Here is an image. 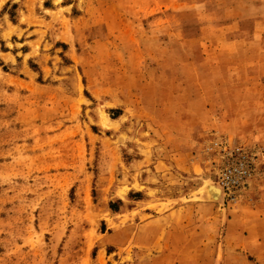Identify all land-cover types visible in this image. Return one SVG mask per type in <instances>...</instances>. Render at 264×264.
<instances>
[{
  "label": "rangeland",
  "instance_id": "rangeland-1",
  "mask_svg": "<svg viewBox=\"0 0 264 264\" xmlns=\"http://www.w3.org/2000/svg\"><path fill=\"white\" fill-rule=\"evenodd\" d=\"M0 264H264V0H0Z\"/></svg>",
  "mask_w": 264,
  "mask_h": 264
},
{
  "label": "crops",
  "instance_id": "crops-1",
  "mask_svg": "<svg viewBox=\"0 0 264 264\" xmlns=\"http://www.w3.org/2000/svg\"><path fill=\"white\" fill-rule=\"evenodd\" d=\"M259 8H262V7H259ZM149 162H152V166L153 167H145V166H147L148 164H150ZM136 165L138 166V167H142V166H144V168H142L143 169V172H145V173H147L148 175H147V178H146V182H148V179H150V178H155L156 180H157V178L159 179H161V178H163V176L160 174V173H157V171H158V169L161 167V166H165V168L168 166V164H170L171 166H172V162H170V163H168V160H162V159H157V160H152V158L148 161L147 159H145L144 157H143V159H137L136 160ZM168 172H170V171H168ZM159 183H160V180H159ZM145 187V189L147 190V189H152V187H147V185L146 186H144ZM161 195H163V194H161ZM160 195V196H161ZM148 199V197H145V199H144V206H146V202L148 201L147 200ZM163 199V198H162ZM153 200V199H152ZM171 217H172V212H170V213H168V212H166V215H164L163 217H161L160 218V220H170L171 219ZM163 228L166 230L168 227L167 226H163Z\"/></svg>",
  "mask_w": 264,
  "mask_h": 264
},
{
  "label": "bare ground",
  "instance_id": "bare-ground-1",
  "mask_svg": "<svg viewBox=\"0 0 264 264\" xmlns=\"http://www.w3.org/2000/svg\"><path fill=\"white\" fill-rule=\"evenodd\" d=\"M121 137H122V134H121ZM220 186L221 185H218V184L213 183V182H211V184H209V185L207 184V186L204 187L203 196L205 198L207 197L208 199L222 200L223 191H222V188Z\"/></svg>",
  "mask_w": 264,
  "mask_h": 264
},
{
  "label": "built area",
  "instance_id": "built-area-1",
  "mask_svg": "<svg viewBox=\"0 0 264 264\" xmlns=\"http://www.w3.org/2000/svg\"><path fill=\"white\" fill-rule=\"evenodd\" d=\"M246 174H247V171H242V175H243V177H245ZM221 184H222L223 189H224V190H227L226 188H227V186L229 185V183H228V182H224V181L222 180Z\"/></svg>",
  "mask_w": 264,
  "mask_h": 264
}]
</instances>
